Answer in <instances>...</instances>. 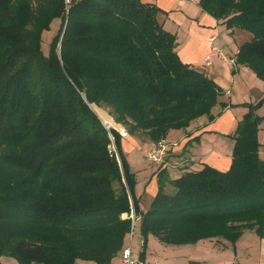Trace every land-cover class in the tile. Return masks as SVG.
Wrapping results in <instances>:
<instances>
[{
    "label": "trees",
    "instance_id": "obj_1",
    "mask_svg": "<svg viewBox=\"0 0 264 264\" xmlns=\"http://www.w3.org/2000/svg\"><path fill=\"white\" fill-rule=\"evenodd\" d=\"M199 6L226 28L250 33L235 62L264 81V0ZM158 12L150 0H0V258L113 264L131 212L142 217V259L150 234L166 245L222 239L234 246L245 230L264 239L257 137L264 114L256 112L264 97L246 103L229 135L226 170L202 163L171 179L167 192L161 169L149 208H140L122 135L98 111L112 127L158 143L196 118L214 119V105L232 106L212 78L180 59ZM56 17L44 53L41 36Z\"/></svg>",
    "mask_w": 264,
    "mask_h": 264
},
{
    "label": "crops",
    "instance_id": "obj_2",
    "mask_svg": "<svg viewBox=\"0 0 264 264\" xmlns=\"http://www.w3.org/2000/svg\"><path fill=\"white\" fill-rule=\"evenodd\" d=\"M150 1L155 2L162 10V12H158L157 14L158 20L163 22L166 29L170 30L176 35L175 49L180 59L183 62L188 63L193 67L205 72L207 76L212 78L219 85V87H221L224 92V94L220 98L221 101L230 103L233 106L234 104H242L246 102L254 103L260 98L264 97V81L258 78L255 73L251 69H249V67L235 62L239 45L243 41L249 39L250 35L244 36V40L242 42H235L234 44L232 43V39H229L228 35H222L221 37V34L223 32L221 33L219 28L217 30V27L221 22L217 21L214 17L203 11L199 6V0ZM237 30L241 31L236 28V31ZM214 48L221 50L223 56L219 55L217 51L214 50ZM208 58L209 63L207 64L206 60ZM232 68L234 72H232ZM238 83L246 85L241 90H237L236 85ZM234 90L235 92H233ZM232 106H227L226 108L222 109L220 104H216L211 110L212 114L215 115L214 119L208 120L206 116H201L193 120L186 129L170 130H176L179 133V146L181 147V149L180 151H176L175 149L173 150L172 145L167 143L166 138L164 139V142L168 147L169 157L166 160L167 166L160 167V169H157L154 173L157 185V173L161 169L164 170L163 176L165 177L164 183L166 191L169 188V190L173 189V186L170 183L171 179L177 178L185 170H194L191 168L193 164V162L191 161L193 155L190 150H193V147L197 145L202 134L213 133L216 135L221 134V136H227L231 135L234 132L238 121L247 112V108L244 106ZM256 112L259 115L264 114V102ZM217 113L219 114L217 115ZM262 124H264V122L260 123L259 128ZM117 128L122 133L123 137L128 136L127 132L124 131L122 127L117 126ZM170 131L168 132V134L170 133ZM195 136H199L197 141L192 140V138ZM231 140L233 147V139L231 138ZM142 144L144 147V151L147 152L154 143L151 142L149 138L142 137ZM261 144L262 145L260 147L259 154H261L262 149H264V144ZM194 156L197 157V155ZM197 158L199 159V157ZM200 160L201 162L199 168H201L202 163H207L217 169L226 170L231 162V154L228 162L219 159V157H216L215 160L210 161L204 159L203 157H200ZM171 165H179L180 167V173L175 178L169 176L168 167H170ZM156 167L158 168V166ZM156 191L157 186L151 191L148 205L144 206L139 202L142 211H146L149 208L150 203L154 195L156 194ZM137 220L139 221L138 229L135 228ZM141 221V216H135L133 236L136 233L138 236L136 240V246L133 245L135 241L133 237L132 251L134 255H137L139 257L140 252L142 251L143 242L140 231ZM148 238V245L146 246L145 257L143 258V260L145 261V264H156L158 263V260H156L151 247L153 248V245H156V247L162 248V245L159 244L161 242H159L154 235L150 234ZM150 254H152V256ZM190 260L194 261V259ZM186 261L187 264H189V260ZM260 263L264 264V260H262ZM113 264H123V262L121 258L117 256L114 258Z\"/></svg>",
    "mask_w": 264,
    "mask_h": 264
},
{
    "label": "rangeland",
    "instance_id": "obj_3",
    "mask_svg": "<svg viewBox=\"0 0 264 264\" xmlns=\"http://www.w3.org/2000/svg\"><path fill=\"white\" fill-rule=\"evenodd\" d=\"M59 24L60 19L57 17L53 18L50 22L49 29L43 31L41 36V49L44 53L48 52L50 40L57 32ZM218 28L221 33L223 32L221 37L222 35H228L229 39H232L233 44L235 42H242L244 36L250 35L245 30L236 31V28L233 30L232 28L228 29L222 23L219 24L217 30ZM232 72H234L233 68ZM245 85L238 83L236 89L241 90ZM246 103L234 104L232 107L244 106L247 108ZM103 109L107 110L104 107ZM98 113L113 126L111 117L105 111L100 109ZM142 137H145L142 133L134 135L128 134L127 137H123L122 135V150L128 164L129 172L133 175L135 196L138 199L140 197L139 202L145 206L148 205L152 189L157 186L154 173L162 166L158 165L157 168L147 160L145 156L146 152L142 144ZM257 137L264 144V124L260 126ZM179 139V133L176 130L170 131L166 137L167 143L172 145L173 150L175 149L176 151H180L181 149ZM111 147L115 149L113 145ZM231 151L232 140L229 135L221 136V134L204 133L201 135L197 145L193 147V150H190L193 155V158L191 157V161L193 162L191 168L194 170L199 168L201 162L200 157L208 161L215 160L216 157H219V159L228 162ZM261 152L260 155L264 156V149ZM194 155H197L199 159ZM168 157L167 152L164 160H167ZM168 170L169 176L172 178H175L180 173L179 165H171L168 167ZM169 189L167 191H171ZM138 224L139 221L137 220L136 229H138ZM137 236V233L133 236L135 240L134 246L137 244ZM159 244L162 245V248L156 247V245H153V248L151 247L156 260H158L156 264H187L186 260H189V264H261L260 262L264 260V239L257 236L251 230H245L234 246L222 239H206L198 241L195 244H186L183 246ZM150 255L152 256V254ZM190 259H194V261ZM0 261L2 264L16 263V260L10 256H2Z\"/></svg>",
    "mask_w": 264,
    "mask_h": 264
},
{
    "label": "built area",
    "instance_id": "obj_4",
    "mask_svg": "<svg viewBox=\"0 0 264 264\" xmlns=\"http://www.w3.org/2000/svg\"><path fill=\"white\" fill-rule=\"evenodd\" d=\"M214 50L217 51V53L221 56L223 54L221 53V50L214 48ZM206 63H209V58L206 60ZM120 134H122L120 132ZM168 152V147L166 143L164 142V139L159 141L158 143H155L153 147H151L145 154L147 160L153 164V165H160L162 167L167 166L166 160H164L166 154ZM130 217L132 219V225L129 233L126 235V240L123 245V248L120 253V258L123 262V264H145V261L140 258L137 255L133 254L132 251V243H133V229H134V221H135V215L133 212L130 213Z\"/></svg>",
    "mask_w": 264,
    "mask_h": 264
},
{
    "label": "water",
    "instance_id": "obj_5",
    "mask_svg": "<svg viewBox=\"0 0 264 264\" xmlns=\"http://www.w3.org/2000/svg\"><path fill=\"white\" fill-rule=\"evenodd\" d=\"M64 28V27H63ZM64 30V29H63ZM63 30H62V32H63ZM61 37H62V34H61ZM59 48H60V44H59ZM90 107L92 108V110L95 112V110L93 109V107L91 106V104H90ZM96 113V112H95ZM97 114V113H96ZM98 115V114H97ZM98 117L100 118V116L98 115ZM101 119V118H100ZM101 121H102V123L104 124V126L107 128V129H109L110 128V126L109 125H106V123H104V121L101 119ZM111 128H114V129H116V127H111ZM116 130H118V129H116ZM119 159V158H118ZM35 264H38V263H35Z\"/></svg>",
    "mask_w": 264,
    "mask_h": 264
},
{
    "label": "bare ground",
    "instance_id": "obj_6",
    "mask_svg": "<svg viewBox=\"0 0 264 264\" xmlns=\"http://www.w3.org/2000/svg\"><path fill=\"white\" fill-rule=\"evenodd\" d=\"M100 118L104 121V123H106V125H109L110 127H112V125L108 121L104 120V118H102V117H100Z\"/></svg>",
    "mask_w": 264,
    "mask_h": 264
}]
</instances>
